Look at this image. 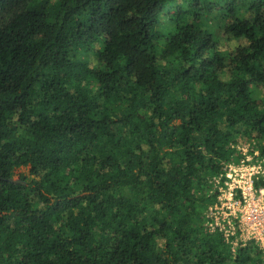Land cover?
Instances as JSON below:
<instances>
[{"label": "trees", "instance_id": "trees-1", "mask_svg": "<svg viewBox=\"0 0 264 264\" xmlns=\"http://www.w3.org/2000/svg\"><path fill=\"white\" fill-rule=\"evenodd\" d=\"M241 139L264 0H0V264H264L205 228Z\"/></svg>", "mask_w": 264, "mask_h": 264}, {"label": "built area", "instance_id": "built-area-1", "mask_svg": "<svg viewBox=\"0 0 264 264\" xmlns=\"http://www.w3.org/2000/svg\"><path fill=\"white\" fill-rule=\"evenodd\" d=\"M251 156V158L247 156L241 164H225L224 176L214 179L220 195L218 203L210 207L207 212L205 228L209 233H219L227 241L231 237L236 239L241 237L242 245L253 240L264 250V188L256 187V181L260 176L264 178V169L255 171L250 168L249 171L243 165L252 161L250 159H255L262 168L264 160L259 158L257 148ZM224 209L228 213L220 212ZM237 245L239 241L235 247Z\"/></svg>", "mask_w": 264, "mask_h": 264}, {"label": "rangeland", "instance_id": "rangeland-1", "mask_svg": "<svg viewBox=\"0 0 264 264\" xmlns=\"http://www.w3.org/2000/svg\"><path fill=\"white\" fill-rule=\"evenodd\" d=\"M95 65V64H94ZM93 65V66H94ZM253 143V142H252ZM238 148H239V150H240V152H241V154H242V156H244V158H245V160L247 159V156H249L248 158H251L252 156H251V152H252V150H253V148H252V145H251V142L250 141H248V140H243V139H241V140H239V143H238ZM244 152H246V155H244ZM250 160H252V161H248V162H246L245 164H243L245 167H247V169L250 171L251 169L250 168H252V169H254L255 171L257 170H259V171H263V169H264V165H263V167L262 168H260V166H258L259 165V163L258 162H255V159H250ZM22 174H24V175H28L29 174V168H21V169H19V170H17L16 171V174H15V177H14V180L15 181H19L20 180V175H22ZM256 175H258V176H260L259 175V173H256ZM261 177V176H260ZM239 178V177H238ZM224 190H226L227 188H223ZM220 212H224V213H228V211L226 210V209H224V211H220ZM242 238L241 237H239V239H236V238H234L233 239V241L234 242H232V247L234 248L235 247V244L239 241V244H241L242 243ZM259 248H261L260 246H259Z\"/></svg>", "mask_w": 264, "mask_h": 264}, {"label": "water", "instance_id": "water-1", "mask_svg": "<svg viewBox=\"0 0 264 264\" xmlns=\"http://www.w3.org/2000/svg\"><path fill=\"white\" fill-rule=\"evenodd\" d=\"M13 181H14V182H17V183L20 182V181H15V180H13Z\"/></svg>", "mask_w": 264, "mask_h": 264}]
</instances>
